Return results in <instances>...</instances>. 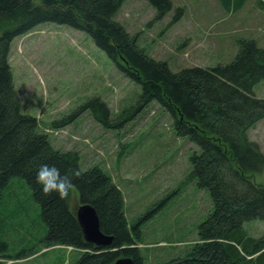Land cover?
<instances>
[{
	"label": "trees",
	"instance_id": "16d2710c",
	"mask_svg": "<svg viewBox=\"0 0 264 264\" xmlns=\"http://www.w3.org/2000/svg\"><path fill=\"white\" fill-rule=\"evenodd\" d=\"M124 1L0 0V264L4 258L27 255L9 252L8 235L15 225L26 227V234L16 244L22 248L29 244L30 253L38 252L40 243L47 248L71 245L83 250L72 264H113L121 256H131L134 264H145L137 245L142 240L143 217L128 221L122 193L111 176L97 165L83 169L75 153L52 146L46 133L39 130L35 116L22 110L8 60L10 44L14 37L48 21L84 30L141 87L135 104L115 123L107 122L108 109L97 98L81 108L89 106L106 125L120 126L157 101L173 117L177 135L187 136L198 147L189 157L187 178L208 191L213 208L200 222L198 237L185 253L157 264H264V233L254 236L244 225L264 220V181H256V175L264 173V152L247 136V130L264 118V98L254 92V86L264 79V47L252 38H238L237 50L229 61L174 71L166 61L150 57L115 19ZM148 1L158 14L169 6V0ZM218 1L225 10L236 11L247 0ZM43 164L55 165L62 175L80 172L72 179L73 189L79 203L96 209L100 229L112 235L110 245L97 248L86 242L66 198L42 192L36 172ZM18 178L30 190L37 216H33L27 197L16 196ZM8 208L14 209L4 211ZM18 213L28 215L29 223L20 219L15 224L7 219ZM25 237L31 243H24Z\"/></svg>",
	"mask_w": 264,
	"mask_h": 264
},
{
	"label": "rangeland",
	"instance_id": "374dc122",
	"mask_svg": "<svg viewBox=\"0 0 264 264\" xmlns=\"http://www.w3.org/2000/svg\"><path fill=\"white\" fill-rule=\"evenodd\" d=\"M115 19L150 57L166 61L174 71L229 61L238 38H252L264 47L260 0H247L236 11L225 10L218 0H169L162 14L148 0H125ZM8 60L23 112L35 116L52 146L75 153L83 169L97 165L105 170L122 193L128 221L143 217L142 240L137 245L145 264L183 255L197 239L198 226L213 203L206 189L187 178L189 157L198 147L187 136L177 135L168 110L151 101L120 126H108L92 108H81L97 98L108 109L107 122L115 123L141 92L140 85L81 29L49 21L37 24L13 38ZM254 92L264 98V79ZM247 136L264 152V118L247 130ZM256 181L263 182L264 173L257 174ZM25 184L18 178L16 196L27 197L37 216ZM66 202L71 210L80 204L74 189ZM7 219L29 223L25 213ZM244 225L254 236L264 233V220ZM25 229L15 225L8 240L10 253L27 255L4 258L3 264H72L83 251L71 245L47 248L40 243L38 252L30 253L28 237L23 248L16 244Z\"/></svg>",
	"mask_w": 264,
	"mask_h": 264
},
{
	"label": "water",
	"instance_id": "95a60500",
	"mask_svg": "<svg viewBox=\"0 0 264 264\" xmlns=\"http://www.w3.org/2000/svg\"><path fill=\"white\" fill-rule=\"evenodd\" d=\"M74 213L86 242L94 244L97 248L110 245L112 235L102 232L99 216L91 204L80 203ZM113 264H134V262L131 256H121L116 258Z\"/></svg>",
	"mask_w": 264,
	"mask_h": 264
},
{
	"label": "clouds",
	"instance_id": "9594fccd",
	"mask_svg": "<svg viewBox=\"0 0 264 264\" xmlns=\"http://www.w3.org/2000/svg\"><path fill=\"white\" fill-rule=\"evenodd\" d=\"M79 176L78 170H73L71 175L68 173L62 175L55 165L43 164L36 172V182L42 185V192L45 195L55 192L61 199H65L74 188L72 179Z\"/></svg>",
	"mask_w": 264,
	"mask_h": 264
}]
</instances>
